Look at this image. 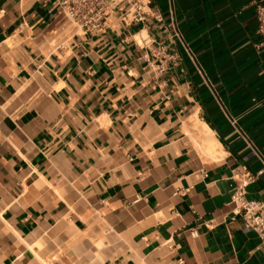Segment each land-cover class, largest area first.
<instances>
[{
	"label": "crops",
	"instance_id": "crops-1",
	"mask_svg": "<svg viewBox=\"0 0 264 264\" xmlns=\"http://www.w3.org/2000/svg\"><path fill=\"white\" fill-rule=\"evenodd\" d=\"M253 2L155 0L96 33L0 0V264H264L231 202L257 173L264 201Z\"/></svg>",
	"mask_w": 264,
	"mask_h": 264
},
{
	"label": "built area",
	"instance_id": "built-area-1",
	"mask_svg": "<svg viewBox=\"0 0 264 264\" xmlns=\"http://www.w3.org/2000/svg\"><path fill=\"white\" fill-rule=\"evenodd\" d=\"M51 9L58 10L71 22L85 32H103L108 26L109 17L118 13L125 24L141 22L146 19L145 8L155 0H47ZM257 20L258 47L264 49V0H254ZM172 37L184 44V38L178 26L174 23ZM187 50L192 54L189 47ZM156 56L160 62L158 71L162 72L169 61H176L178 53L171 52L165 43L156 47ZM203 75L205 73L201 69ZM257 174L246 175L233 190L231 202L234 213L244 218V229L258 234L264 244V201L247 197V187L255 181ZM179 192V191H178Z\"/></svg>",
	"mask_w": 264,
	"mask_h": 264
}]
</instances>
